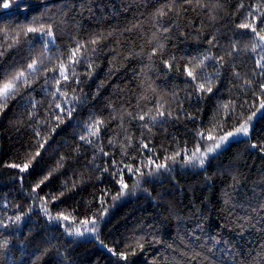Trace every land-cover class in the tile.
<instances>
[{
  "label": "trees",
  "instance_id": "1",
  "mask_svg": "<svg viewBox=\"0 0 264 264\" xmlns=\"http://www.w3.org/2000/svg\"><path fill=\"white\" fill-rule=\"evenodd\" d=\"M262 21L264 0H15L0 7V79L24 71L32 82L0 101V225H8L0 226V244L8 241L0 264H264V110L256 111L264 47L252 51L259 37L238 27L253 24L264 35ZM41 24L52 26L53 37L25 34ZM77 42L88 52L81 49L77 77L69 70L65 82L58 66ZM205 56L216 59L195 68ZM33 60L43 61L35 72L27 69ZM57 103L75 104L72 116ZM253 112L248 136L203 165L186 162L185 149L191 156L198 143L201 152L214 143L198 133L218 138ZM97 120L98 138L88 136ZM37 151L27 170L12 167ZM149 159L167 168L156 171ZM120 169L128 188L114 199ZM45 206L69 220H49ZM84 220H95V231H85ZM68 225L84 234L69 235Z\"/></svg>",
  "mask_w": 264,
  "mask_h": 264
},
{
  "label": "snow or ice",
  "instance_id": "2",
  "mask_svg": "<svg viewBox=\"0 0 264 264\" xmlns=\"http://www.w3.org/2000/svg\"><path fill=\"white\" fill-rule=\"evenodd\" d=\"M14 2H15V0H0V7L4 8V9H8L12 6V4ZM241 6H243V5H241ZM160 15H165V13L163 11H161ZM262 22H264V21H262ZM238 27L242 28V29H250L251 32L255 36L259 37L260 44H254L252 51L255 52L257 47H264V35H261L260 32L257 31V28L255 27V25L249 24V23H242ZM165 31H167V29H165ZM27 33H39V34H42L43 36H47L49 38L53 37V35H54L53 31H52V26L48 25L47 28H45V26L43 24H41L39 27H31V26L28 27L26 29L25 34H27ZM90 43L94 46V45H96L97 41L92 40V41H90ZM209 43H211V41H209ZM9 47H11V45H9ZM159 47L162 49L163 45H159ZM81 49H83L82 54L86 56V54L88 52V48L86 46L82 45L81 43L77 42L76 47L70 50V55L67 57L68 63L67 64L60 63L58 66L60 78L62 80H64L65 82H67L69 80V74H68L69 70H71V75L73 77H77V74L75 72V66L77 64L81 63L80 55H78V54H81ZM92 51L93 52L95 51V47H93ZM2 55H3V53L0 52V56H2ZM149 58H151V57H149ZM196 59H197L196 57H193L192 60L190 61V63L196 61ZM215 59H216L215 57L205 56L203 59L199 60V63L195 64V68L202 69L205 66V64H204L205 60L215 61ZM262 61H264V55H262L260 57V59H258L256 61V66L260 70L259 75L261 77H264V63H262ZM221 62H222V58H221ZM37 63H43V61L38 62L36 60H33L32 63L27 65V69L30 70L31 72H35ZM89 67L91 68L92 65L90 64ZM187 76L191 77L193 80L196 79V76L194 75V70H187ZM21 81H23V85L25 88L31 87L32 82L26 80L24 71H17L13 74H8L6 77L0 79V101H3L4 104L6 105L7 100L10 97L14 98L20 90L19 89V83ZM56 82H57V84H59L60 80H57ZM77 82H79L78 78H77ZM45 83H47V81H45ZM246 83L251 84L252 81L249 80V81H246ZM198 87L201 90H205L204 84H199ZM260 88L262 90H264V83L260 84ZM56 91L60 92V89L57 88ZM206 91L211 92L212 88L208 87L206 89ZM52 95L56 96V92H53ZM60 95L62 97L66 96V93L60 92ZM71 99H72V101H75L77 98L75 96H73ZM257 101H258L259 107L257 108L256 111L259 112L261 110H264V96L257 97ZM64 103H65V105H67L69 103V100L65 99ZM56 108L59 109L61 113H64L67 116L71 117L72 113L75 109V104H73L72 107L65 108V107H62L61 104L57 103ZM224 108L227 110L229 108V105H227V104L224 105ZM129 115H131V113H129ZM169 115H171V113H169ZM255 115H256V112H253L252 115L248 116L247 120L241 122L238 127L234 128V130L224 132L223 135H220L218 138L215 136H212V135H207L205 137L204 132L198 133L201 140H204L206 138L208 141H213L214 143L211 146L206 147L203 152H201L200 147H199V143H198L196 149L194 151H192L191 156L187 155L188 150L185 149L184 154L186 156V162L187 163H199L200 165H203L205 159L207 158V156L209 154L216 152L217 150L221 149L222 146H224L226 144H230L232 142H238L236 138L239 136H245V137L248 136L249 135V125H250V123H251V121ZM159 116L163 117L164 113L160 112ZM139 119L144 120V116H140ZM151 119L153 121H155L157 119V117L153 116V117H151ZM102 124H103V121H100V120H97L95 122V125L89 124L87 126L88 136L98 138L99 133H100V125H102ZM144 127H147V125H144ZM37 135H39V134H37ZM88 136H81L80 139L87 144H92L94 141L89 139ZM109 143L111 144V143H113V141L110 140ZM130 143H131V141L129 140V144ZM39 147L43 148L44 145L40 144ZM143 147L147 148V145H143ZM252 147L256 148L257 145L253 144ZM261 150L264 151V147H261ZM100 151L102 152L103 149H100ZM39 155H40V152L37 151L35 156H33L28 162L23 163L22 166L21 165H12V167L19 168L20 171L23 172L29 168L30 164L32 163V160H34ZM104 155H108V154L104 153ZM180 155H181V153L177 152L174 156L166 157V160L167 159L175 160L176 157H178ZM62 161H63V157H61V166H62ZM113 163H115V161H113ZM150 165H154L156 171H158L161 168H167L166 163L165 164H155V162L151 159L148 160V165H146V166H150ZM125 167L127 168V171L129 173L144 175V173L141 172V169L139 167L135 168V169H133L129 166H125ZM122 172H123V169H120L116 173V174L120 175V181L119 182L121 183L122 191H121V193H119L117 195V197H114V199L119 198V195L123 194V190L128 188V185L123 182ZM152 174H153L152 171L148 172V175H152ZM49 175H51V173ZM47 179H48V177L46 176L44 178V180L40 181V183L36 185V188H39L40 185L43 184ZM138 183H139V181H137V184ZM36 188L33 189V192L36 191ZM61 195H63V193ZM45 204H46V201H45ZM260 207L264 208V204H261ZM42 210L44 211V213L46 215H48L49 220H51V221H60V220L68 221L69 220V217L66 215H63V213L58 214L56 216L49 215L48 209L46 206L43 207ZM20 221H21V217L16 216L14 218V220H12V223L15 225H18L20 223ZM81 223L83 225H85V229H84L85 231H95V223H96L95 220H84V221H81ZM89 224L92 225L91 228L87 227V225H89ZM0 226L8 227V225H0ZM198 227H199V225H198ZM70 228H71V225H68V227L65 228V231L68 232L69 235L82 236L84 234V232H82L79 228H76L74 231H69ZM7 243H8V241H4L2 244H0V248L6 247ZM216 243H219V241H216ZM138 247H143V245L138 244ZM209 251H211V249ZM120 256L122 258L126 259V256H124L123 253H121Z\"/></svg>",
  "mask_w": 264,
  "mask_h": 264
}]
</instances>
